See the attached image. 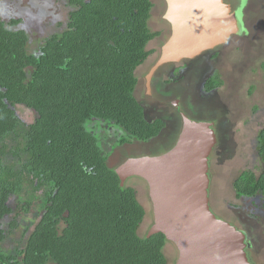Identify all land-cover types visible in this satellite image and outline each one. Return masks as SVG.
Returning a JSON list of instances; mask_svg holds the SVG:
<instances>
[{
	"label": "trees",
	"instance_id": "trees-1",
	"mask_svg": "<svg viewBox=\"0 0 264 264\" xmlns=\"http://www.w3.org/2000/svg\"><path fill=\"white\" fill-rule=\"evenodd\" d=\"M64 1L66 29L33 53L23 21L0 17V264H170L163 234L140 235L146 210L108 150L110 140L150 142L166 125L148 121L136 95L160 37L150 28L154 0ZM222 86L212 79L207 90ZM20 107L35 113L32 123ZM258 143L264 163V129ZM234 190L264 195V171L243 173ZM33 212L40 220L25 226L23 248L6 251L20 216Z\"/></svg>",
	"mask_w": 264,
	"mask_h": 264
},
{
	"label": "rangeland",
	"instance_id": "rangeland-1",
	"mask_svg": "<svg viewBox=\"0 0 264 264\" xmlns=\"http://www.w3.org/2000/svg\"><path fill=\"white\" fill-rule=\"evenodd\" d=\"M239 1L227 0L234 7H239ZM154 4L150 28L161 36L149 45V51L154 54L137 71L140 85L136 95L145 103L146 76L159 59L170 35L165 20L167 0H154ZM0 17L6 22L14 19L23 21L21 29L29 33L30 52L33 53L47 38L66 29L69 9L64 0H0ZM242 24L243 32L240 36L192 60L190 74H185L188 83L178 93L168 91L169 94L166 93L163 99L148 100L149 117L154 119L160 116L169 121V128L163 136L150 142L122 147L110 140L108 150L110 166L113 168L130 158L161 156L171 151L178 143L184 122L180 115L170 120V103L173 104L176 99L184 101V95L188 92L191 99L188 103H194L190 113L193 121L212 124L213 130L218 131V144L211 160V208L220 220L247 232L248 240L254 247L251 252L252 264H264V195L239 199L234 190L235 181L243 173L250 171L259 176L264 171V163L258 154V137L264 129V0H248ZM172 69L167 66L161 74H166L167 79ZM215 73L220 76L223 86L207 95L203 86ZM162 101L168 103L165 106L169 112L159 111L165 109L159 106ZM19 115L28 123H32L36 116L34 112L22 107L19 108ZM128 182L130 187L138 191L139 201L147 213L140 230V235L144 237L149 234L155 221L150 188L143 179L134 178ZM35 215L33 212L20 216L19 221L23 227L4 245L6 251L24 244L22 237L25 226L40 220ZM10 221L12 218L8 219L6 225ZM165 254L170 264L177 263L179 252L174 244H168Z\"/></svg>",
	"mask_w": 264,
	"mask_h": 264
},
{
	"label": "water",
	"instance_id": "water-1",
	"mask_svg": "<svg viewBox=\"0 0 264 264\" xmlns=\"http://www.w3.org/2000/svg\"><path fill=\"white\" fill-rule=\"evenodd\" d=\"M172 34L146 76L151 91L163 68L195 60L243 32L227 0H167ZM218 144L213 125L184 117L176 146L161 156L130 158L116 167L122 187L134 178L150 188L154 225L148 238L163 234L179 252L176 264H252L247 237L220 220L210 204L211 162Z\"/></svg>",
	"mask_w": 264,
	"mask_h": 264
},
{
	"label": "flooded vegetation",
	"instance_id": "flooded-vegetation-1",
	"mask_svg": "<svg viewBox=\"0 0 264 264\" xmlns=\"http://www.w3.org/2000/svg\"><path fill=\"white\" fill-rule=\"evenodd\" d=\"M241 2L242 1L240 0V3ZM247 2H248V0H245L243 4L241 3L240 4L241 8L234 7V11L236 12L238 18H240L241 21H242L243 12H244V9L246 7ZM166 23L168 24V26L170 28V35H169V38H170V36L172 34V28H171V25H170L169 22L166 21ZM169 38H168V40H169ZM161 54H162V51H161ZM161 54H160V57H161ZM160 57H159V59H160ZM158 60H157V62H158ZM191 62L192 61H188V62L182 63L181 65L178 64L176 68H175V65H170L171 69H172V67L174 69H172V70H170L168 72L169 74H167V79H166V74H163V75L161 74V72L162 71L164 72L166 70V68H163L162 70H160L154 76V78H153L152 85H151V91L148 90V87L146 85V88H147V93H146L147 99H146V101L148 102V100L150 101V100H156V99H160V98L163 99L164 96L166 95V93H168V91H171V92L173 91V92H177L178 93V91L180 89H182L183 86L188 83L187 80H186L185 74H190L189 73V69H191V65H192ZM155 64L153 65V67L155 66ZM152 68L150 69V71L152 70ZM150 71H149V73H150ZM217 78L220 80V76L217 73H215V75L213 74L211 77H209L205 81V84L203 86V90H204V93L205 94L209 95V94L215 92L216 90H218V89H216V90L211 91V92L207 90L208 89L209 82L212 79H217ZM177 93H175V94H177ZM189 95L190 94H188V92L184 95V96H186V98H185L184 101H182L181 99L180 100L176 99L173 104L170 103V107L168 106L169 109L171 108L170 109L171 110V113L169 115V117H171L170 120H172V119L175 120L177 118V116H179V115L182 117L183 122H184V117H188L189 119L193 120L191 118V114L190 113L192 112V109H191L192 107L191 106L194 103L192 105H190V103H188V101L191 102V99L189 98ZM140 102H141V104H142V106L144 108L145 116H146V119L148 121H150V122H156L158 120H162L163 122H165V124H166L165 127L162 129L160 135L158 137H156V139L160 138L161 136L164 135L165 131L169 128V121L165 120L164 118H162L160 116L159 117H156L154 119L153 118H150L149 115H148L149 110L147 108V102L146 103L145 102H142V101H140ZM165 103H163V101H162L159 104L160 107L161 106H164L165 107V109H160L159 108L160 109L159 111H161L163 113L169 112V110L167 111V108L165 106ZM166 104H168V103H166ZM216 133L218 134V131L217 130H216ZM214 152H215V150H214ZM214 152H213V154H214ZM211 160H212V157L210 159V162H211ZM109 163H110V159H109ZM239 231L243 232L246 235V237H247V245H248L247 252H248L249 258L251 260V252L253 251V248H254L253 247V244H252V242L250 240H248L249 238H248V236L246 234L247 232H244L242 230H239Z\"/></svg>",
	"mask_w": 264,
	"mask_h": 264
}]
</instances>
